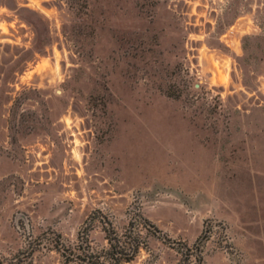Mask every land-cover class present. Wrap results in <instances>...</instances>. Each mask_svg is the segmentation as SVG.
I'll return each instance as SVG.
<instances>
[{"label": "rangeland", "instance_id": "374dc122", "mask_svg": "<svg viewBox=\"0 0 264 264\" xmlns=\"http://www.w3.org/2000/svg\"><path fill=\"white\" fill-rule=\"evenodd\" d=\"M0 264H264V0H0Z\"/></svg>", "mask_w": 264, "mask_h": 264}, {"label": "trees", "instance_id": "16d2710c", "mask_svg": "<svg viewBox=\"0 0 264 264\" xmlns=\"http://www.w3.org/2000/svg\"><path fill=\"white\" fill-rule=\"evenodd\" d=\"M144 222H146V218H143ZM110 239V247L109 252L112 257H114V262H119L120 260H131L136 251L139 248V243L136 241H128L127 247L124 245H118L117 241H112V237L109 236Z\"/></svg>", "mask_w": 264, "mask_h": 264}]
</instances>
